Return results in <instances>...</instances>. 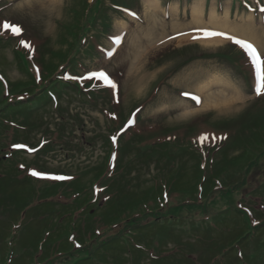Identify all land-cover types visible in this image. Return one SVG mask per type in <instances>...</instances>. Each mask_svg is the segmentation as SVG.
Returning a JSON list of instances; mask_svg holds the SVG:
<instances>
[{"label": "rangeland", "instance_id": "374dc122", "mask_svg": "<svg viewBox=\"0 0 264 264\" xmlns=\"http://www.w3.org/2000/svg\"><path fill=\"white\" fill-rule=\"evenodd\" d=\"M85 1L27 0L31 6L22 8L25 0H0V118L13 111L7 104L25 87L34 95L28 104H35L43 100L46 82L79 78L72 89L55 90L54 99L16 110L17 127L0 120V264H264V228L232 241L247 221H264L255 214H264V153L247 161L263 141L256 136L252 143L254 132L264 133L255 67L222 37L179 35L214 29L213 10L221 23L252 28L258 45L251 42L264 57V11L244 9L243 0H160L159 8L145 0ZM197 2L203 26L193 18ZM84 4L91 7L84 11ZM4 22L21 26L22 35L5 31ZM100 71L118 84V93L92 75ZM229 98L236 101L223 110L206 106ZM110 134L123 137L120 149L109 145ZM135 135L141 141L130 147ZM168 143L160 151L154 146ZM204 181L211 183L202 199L194 190L197 184L201 192ZM78 185L103 207L73 200L70 189ZM110 197L116 198L106 204ZM82 209L87 212L75 231H91L78 252L66 237L71 213Z\"/></svg>", "mask_w": 264, "mask_h": 264}, {"label": "trees", "instance_id": "16d2710c", "mask_svg": "<svg viewBox=\"0 0 264 264\" xmlns=\"http://www.w3.org/2000/svg\"><path fill=\"white\" fill-rule=\"evenodd\" d=\"M83 1H85V0H83ZM86 2V1H85ZM85 5V9H84V11L85 10H88V8L89 7H91L90 5H88V7L86 6V4H84ZM119 5V4H118ZM118 5H113V3H111L109 6L110 7H113V9H116V10H120V9H124V10H127V8L124 6V7H122V6H118ZM83 11V12H84ZM99 12L100 11H98V13L95 15V16H98V14H99ZM104 15H100L99 16V21L101 22L103 19H104V17H103ZM90 32V31H89ZM22 61V60H21ZM22 63L24 64V62L22 61ZM26 67V66H25ZM75 70V69H74ZM66 71H68V70H66ZM72 74V73H71ZM53 77H55V76H53ZM74 79V81H76V80H78V76L77 75H71V76H69V77H67V78H65V77H62V76H59L57 79H53V80H50V82H46L47 83V85H48V87L46 88V89H43V90H41V95H42V101H40V102H36L35 104H28V102H30L31 100H32V98H33V93H31V92H29V90H26V89H28L27 87H25L22 91L23 92H21V96L20 97H18V98H16V99H13V100H11L10 102H8V104H7V107H6V109H9L10 107H12V112H7L6 113V115L4 116V117H2V118H0V120H1V122L3 123V124H6V125H8V126H10V127H17V123L16 122H14V120H13V115L16 113V110H19L20 109V112H22V111H24V110H27L28 109V106L29 107H35V106H38V105H40V104H43V103H45V102H47V101H49V100H51V99H54L55 97H57L56 96V91L58 92V94L59 93H62L65 89L66 90H70V89H72L71 88V86H72V80ZM45 83V84H46ZM33 85V84H32ZM31 87V86H30ZM25 90V91H24ZM56 90V91H55ZM34 92H35V90H34ZM35 98V97H34ZM27 103V104H26ZM14 105H16V106H14ZM15 107H17V108H15ZM5 109V110H6ZM143 108H140L139 109V112L142 110ZM138 121H139V119H138ZM124 124H126V123H122V126L120 127L119 126V128H118V130H120V132H123V130H122V127H123V125ZM1 126V125H0ZM117 126V125H116ZM118 130H116V131H118ZM114 135L113 134H110V139L108 140V141H110L109 142V145H114L115 143L117 144V147L120 149V142H121V139L123 138V137H116V141L115 142H113V140H112V137H113ZM135 136H137V135H135ZM259 137V139L260 140H263L262 141V145L261 146H255L254 144H250V146H251V148L253 147V145H254V147H255V150L254 151H251V153H249L248 152V154H247V161L250 163V164H253L254 162H255V160H257L258 158H259V156L261 155V154H263L264 153V133L262 132V134L260 133V134H258L257 132H254V134H253V136H252V139H251V141H252V143H253V138L254 137ZM140 138H139V136H137L136 138H135V140L133 141V140H131L128 144H130V143H134V144H132L130 147H132V146H134V145H136V144H139L140 143ZM170 142V141H169ZM127 146V145H126ZM155 147H157L158 149H159V151L161 150L160 148H162V147H167V146H169V143H168V145H157V144H155L154 145ZM167 149H165V150H163L164 152L166 151ZM191 151L195 154V157H198L199 155H197L198 154V152L197 151H194L193 149H191ZM108 158H110V156H108ZM4 161V160H3ZM198 165H200V162H198ZM117 168V167H116ZM106 169V166L104 167V170ZM103 170V171H104ZM116 169H114V171H115ZM19 172V171H18ZM103 173V172H102ZM102 173H101V175H102ZM100 175V176H101ZM110 175V174H109ZM108 175V176H109ZM26 176L28 177V178H30V175H29V173L28 172H26ZM100 178V177H99ZM111 179H113V178H110L109 180H111ZM108 180V181H109ZM203 181V180H202ZM76 182V181H75ZM72 183H74V182H72ZM72 183H70V184H72ZM203 184H202V187H201V192H199L198 193V191H197V189H196V186H198L197 184H196V186H195V190H194V194H196L195 196H197V197H202V199L204 198L203 196H204V194H205V192H204V186L205 185H209L211 182H206V181H204V182H202ZM69 184V185H70ZM50 185H55V186H58V187H60V186H63L61 183H57V182H54L53 184H50ZM212 185H214V183H212ZM206 187V186H205ZM48 189H49V187H47ZM111 188H112V186H111ZM214 188H215V186H214ZM109 189H110V187H108V186H104V191L106 192V193H108V191H109ZM85 189L83 188V189H81V187L78 185V186H72V188L70 189V192H72V196L74 195L75 196V198L73 199V200H79V203H80V205H84L85 203H87L88 204V206L89 207H94V206H96V204H92V203H97V206L96 207H103V204L101 205V206H99L100 204H99V202L96 200V199H93V198H91L90 197V200H89V197L86 195L87 193H88V190H85ZM94 191H96V189H92L91 190V193L92 192H94ZM160 192V197L159 198H166V197H164L163 195H162V197H161V191H159ZM60 192H58V190L56 189L55 190V193H54V196H56V195H58ZM166 193V192H165ZM211 193V192H210ZM209 193V194H210ZM162 194H164L163 192H162ZM209 194L207 195V196H209ZM154 195H156L155 193H153L152 194V196H154ZM50 196H51V194H50ZM53 196V197H54ZM206 196V197H207ZM83 197H84V199H83ZM116 197H110L109 198V200L108 201H106L105 203L106 204H108V203H110V202H112L114 199H115ZM99 204V205H98ZM66 205V204H65ZM65 205H63V207L65 206ZM86 206H84V208H85ZM97 208V209H98ZM160 207H157V209H159ZM87 211L85 210V209H82V210H80V211H78V212H72L71 213V220H72V226L70 225V226H68L67 228H68V230L70 231V234H69V236H67L66 237V245L68 246V247H74V251H78V252H80V251H82L83 249H84V244L82 243V242H80L81 241V238L83 237V236H85L89 231H91V230H89L90 229V227H88V230H83V231H80V236H78L77 235V233H76V231H75V226L77 225V223L79 222V220H80V217L84 214V213H86ZM259 218H262V217H264V214L262 213V212H259V211H257V213H255ZM91 217H92V215H91V213H89V216H88V219H91ZM171 219H174V218H171ZM208 219H209V217L206 219V220H203V221H208ZM164 220V219H163ZM166 220V219H165ZM199 220V219H198ZM193 223V222H192ZM245 226H246V228L244 229V231L242 232V234H241V236L240 237H234V239L232 240L233 242H235V241H242V240H239V238H244V240L245 239H248L250 236L252 237L253 235H254V233L255 232H253V233H251V231H249V229H255V231H257V230H259V229H261V228H264V221L263 222H260L258 225H254L253 224V222H250V221H247L246 223H245ZM73 227V228H72ZM87 227V226H86ZM116 228V226H114L113 227V229H115ZM118 228H119V226H118ZM84 229H86V228H84ZM112 229V230H113ZM194 231H196V230H194ZM82 233V234H81ZM95 235H100L101 236V232L99 231V230H96L95 232H93ZM129 234H131V230L128 232ZM127 232H125V234L127 235L128 234ZM170 233L171 234H173L175 237H180L181 236V234L179 233V232H177V231H171L170 230ZM196 233H198L199 235H201L202 234V232H196ZM195 233V234H196ZM193 235V234H192ZM122 237H123V239L124 240H126V241H129L130 242V240L127 238V236H125V235H121ZM115 239H117V241L120 239V236L119 237H116ZM114 239V240H115ZM120 241V240H119ZM76 249V250H75ZM152 262H158V260H156V259H153L152 260ZM256 264V263H255Z\"/></svg>", "mask_w": 264, "mask_h": 264}, {"label": "snow or ice", "instance_id": "6c2138e0", "mask_svg": "<svg viewBox=\"0 0 264 264\" xmlns=\"http://www.w3.org/2000/svg\"><path fill=\"white\" fill-rule=\"evenodd\" d=\"M58 2H59V0H53L54 4L58 3ZM30 6L31 5L27 2V0H25V2L21 5L22 8H28ZM261 11H264V9H261ZM131 15L133 17H136L135 12H132ZM3 28L5 31H10L13 35H16V36H21L22 32H23V29L21 26L13 25L9 22H4ZM194 32H195V34L192 35V38L194 40H200V39L210 40V39H214L217 37H222L226 40L233 42L235 45L239 46L242 50H244L245 53L247 54V56L249 57L251 63L255 67L256 80H257L256 87H255V94L258 96L264 95V57H262L261 53L259 52V50L255 44H253L249 40L237 38L236 36L229 35L228 33H225L222 31H217L214 29H209V28H197L194 30ZM179 35H190V33L181 32V33H179ZM169 39H174V37L170 36ZM21 43L23 44V46L26 49L31 50V45L29 43H27L23 40L21 41ZM37 72H38V69H37ZM92 75L97 77V78L105 80L107 82V84L113 90H116V92L118 93V91H119L118 84L107 73L100 71L99 73H93ZM0 79H3V77H0ZM183 95L190 96L191 100L195 101L197 104L200 103V97H198L196 95H191L189 92H184ZM117 102H119L118 99H117ZM137 111H139V109H137ZM134 123H135L134 120L129 121L130 125L134 124ZM202 139L206 140L207 136L203 137ZM112 140H113V142H115L116 137L113 136ZM33 150L34 149H30V151H33ZM31 174L33 176L52 179V180H64L65 179V177H63V176H45V174H42V173L37 172V171H33Z\"/></svg>", "mask_w": 264, "mask_h": 264}, {"label": "bare ground", "instance_id": "6f19581e", "mask_svg": "<svg viewBox=\"0 0 264 264\" xmlns=\"http://www.w3.org/2000/svg\"><path fill=\"white\" fill-rule=\"evenodd\" d=\"M145 1L148 4H150L152 8H159V6H160V0H145ZM51 3H52V1H51ZM51 6L55 7L56 5H51ZM195 6L196 7L193 10V18L196 21H200V19H198V18L204 9L201 10V8H198V2L195 4ZM226 13L228 14L227 10H226ZM215 17H216V13L212 10V12H211V18H212L211 20L212 21L210 23V25L213 26L212 28H214L216 30H223V31L229 32V34H231V35H234V36L241 38V39H246V40L252 41L256 45H258L257 37H256V34L254 33L255 31L252 30V28L246 26L245 24H244L245 25L244 27L242 26V27L232 28L227 23L219 22L217 19H215ZM200 25L203 26L202 21H200ZM192 35H194V34H192ZM192 35H186L182 39H192ZM170 41H173V40H170ZM153 44H155V43H153ZM208 44H213V43H208ZM235 101H236V98H229V99H226L225 102H222L219 104V103H217V101L212 100L209 103L206 102V106L210 105L211 107L217 108L218 110H223L222 107H224L227 104H234L233 102H235ZM220 106H222V107H220Z\"/></svg>", "mask_w": 264, "mask_h": 264}, {"label": "crops", "instance_id": "0c3cea01", "mask_svg": "<svg viewBox=\"0 0 264 264\" xmlns=\"http://www.w3.org/2000/svg\"><path fill=\"white\" fill-rule=\"evenodd\" d=\"M216 9H217V11L219 10V9H218V6H216ZM204 14H205V11H204Z\"/></svg>", "mask_w": 264, "mask_h": 264}]
</instances>
